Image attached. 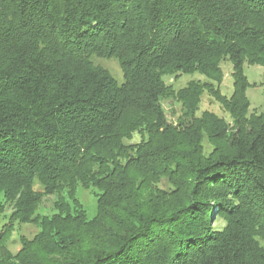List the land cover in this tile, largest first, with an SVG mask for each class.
<instances>
[{"label":"trees","instance_id":"1","mask_svg":"<svg viewBox=\"0 0 264 264\" xmlns=\"http://www.w3.org/2000/svg\"><path fill=\"white\" fill-rule=\"evenodd\" d=\"M103 59L119 63L122 84ZM246 65L264 67V0H0V253L16 223L40 220L45 196L64 195L73 212L61 204L11 259L44 264L28 254L41 245L63 264H264V112H249ZM195 73L207 80H165ZM206 94L232 127L198 115ZM165 100L181 107L177 127ZM135 133L148 135L136 152ZM133 169L138 188L169 175L183 201L146 213ZM80 188L98 196L92 220ZM103 220L116 241L81 256L77 235Z\"/></svg>","mask_w":264,"mask_h":264},{"label":"rangeland","instance_id":"2","mask_svg":"<svg viewBox=\"0 0 264 264\" xmlns=\"http://www.w3.org/2000/svg\"><path fill=\"white\" fill-rule=\"evenodd\" d=\"M102 67L107 69L112 77L119 83L122 84L124 82V77L122 70L120 68L119 63L114 59H103L98 62ZM222 70L224 74L223 82L220 86L221 92L223 95L227 97H231L234 92V80H233V65L229 61H226L222 64ZM245 74L252 85L248 91L247 96L250 101V114H261L264 112V67L258 65H246L245 66ZM168 85H173L175 89H181L186 87L192 81H206L207 79L198 74L191 75H181L177 79L168 77L165 78ZM164 109L166 110L167 118L171 124L175 127L178 126V118L181 115V107L178 103L172 100H165L163 102ZM209 111L215 113L220 118H223L228 124L229 127H232V119L229 114H227L221 105L209 97L207 94L204 95L202 99V103L200 105L198 115L201 116L203 112ZM146 141H148V135H143L140 133H135L133 136V140L129 143V145L135 147L134 151L136 152L139 146H143ZM203 151L206 155H210L213 151L214 147L210 144L207 139H204L202 142ZM160 171V170H159ZM145 176L143 172H138L136 169L131 170V179L135 184V192H136V203L143 205L146 208V213H149L152 208H160L165 210H170L176 206H178L185 197L186 190H180L177 194H174L177 190L174 184H172L171 180L168 178L169 175H166L160 171L161 179H151L145 180L142 188L137 187V182H140L142 177ZM148 179V178H147ZM40 190V189H37ZM157 191H159L157 193ZM161 193V194H159ZM166 193V194H165ZM173 194V196H172ZM66 196H45L40 205L37 207L36 213L34 217H39L40 220L35 223H16V226L13 228L12 232L9 235V239L6 242V250L8 255L4 252L0 253V264H25L21 262V260H14L9 257V255L16 256L23 247V240L32 241L41 231L42 220L45 218L51 219L55 215L60 213L59 207L63 204L66 210H69L70 213L73 212L74 206L69 203L66 199ZM78 202L86 212L87 218L92 220L97 215V202L98 196L93 189L80 188L77 193ZM147 200L149 201L147 203ZM155 200V201H154ZM67 201V202H66ZM6 213L10 211L9 208H6ZM118 215V212H112L111 215ZM124 219H128L129 217L124 215ZM112 219V218H111ZM105 220V219H104ZM103 220V222H104ZM106 228L102 229L104 225L101 223H97L93 226L92 230L90 228L82 229L81 233L77 236H80V240L77 244V251L81 256H86L91 254L92 248L95 245L103 244L110 245L115 242L114 238V228L111 223L106 220L103 223ZM225 224L223 221H219L216 224V227H223ZM73 227H77L73 225ZM105 230H112L110 234H107ZM93 234V236L90 235ZM98 236V237H97ZM33 253L32 257L33 261L44 262V264H63V258L54 255H46L41 245L32 246L28 254ZM27 254V255H28ZM31 257L22 258L23 261H29ZM34 264V263H30Z\"/></svg>","mask_w":264,"mask_h":264}]
</instances>
